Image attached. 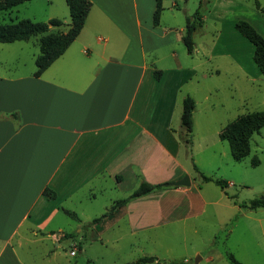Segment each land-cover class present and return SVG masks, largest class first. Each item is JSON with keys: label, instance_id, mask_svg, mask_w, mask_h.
I'll return each instance as SVG.
<instances>
[{"label": "crops", "instance_id": "1", "mask_svg": "<svg viewBox=\"0 0 264 264\" xmlns=\"http://www.w3.org/2000/svg\"><path fill=\"white\" fill-rule=\"evenodd\" d=\"M91 2L79 36L38 77L40 52L29 39L0 42V264L48 260L55 253L50 246L40 255L24 245L60 246L54 234L70 232L55 217L93 213V221L142 181L168 184L189 174L191 185H165L130 199L96 224L98 233L121 221L138 234L183 220L189 214L181 215L178 199L191 187L209 203L204 191L211 181L192 171L199 166L194 134L190 147L180 138L185 96L196 100L194 124L198 112L210 122L215 85L207 81L217 72L188 67L175 53L192 13L178 14L175 1V10L164 7L154 25L156 0ZM63 14L50 11L41 20ZM69 24L65 19L49 31L66 32Z\"/></svg>", "mask_w": 264, "mask_h": 264}, {"label": "rangeland", "instance_id": "2", "mask_svg": "<svg viewBox=\"0 0 264 264\" xmlns=\"http://www.w3.org/2000/svg\"><path fill=\"white\" fill-rule=\"evenodd\" d=\"M49 1L28 0L12 11H1L0 23L22 18L43 21L50 11L64 13L62 19L70 23L67 2ZM175 1L183 17L203 2V27L194 33L199 52L189 54L183 42L173 47L177 55L184 56V65H195L197 70L217 69L207 81L215 85L210 96L212 116L206 122L203 114L197 113L192 156L204 174L230 183L227 194L211 181L205 185L204 196L209 201L205 205V199L191 187L178 199L183 207L181 215L189 217L138 234H131L125 221L98 233L99 227L90 223L93 213L77 219L59 215L55 224L64 226L71 237H66L68 232L54 234L62 238L58 247L53 242L24 245L40 255L49 251V246L53 249L55 253L48 252V260L42 257L41 264H137L144 256L156 259L144 264H232L229 254L242 264H264V207L245 206L264 198V126L252 135L250 153L241 160L233 158L229 143L218 135L239 115L264 110V73L254 61V45L236 29L239 20H247L264 36V0H163V5L175 10ZM39 38L34 36L27 44L40 52ZM192 171L201 179L197 170ZM79 220L85 223L79 224ZM73 249L75 255H71Z\"/></svg>", "mask_w": 264, "mask_h": 264}, {"label": "trees", "instance_id": "3", "mask_svg": "<svg viewBox=\"0 0 264 264\" xmlns=\"http://www.w3.org/2000/svg\"><path fill=\"white\" fill-rule=\"evenodd\" d=\"M25 1L28 0H0V12L8 11ZM66 2L71 17L70 27L66 32L49 31L50 26L61 28L65 25V21L59 17H53L49 21H34L29 18H24L8 24L0 23V42L27 40L31 37L40 35V53L35 59L37 68L34 75L37 77L59 58L79 36L92 6L91 0H66ZM259 7H261L260 4ZM261 8L264 9V7ZM163 9V0H156V8L153 14L154 25L160 24ZM203 22L204 18L200 7L192 14L186 15V31L182 40L189 54H193L195 49L194 33L203 26ZM236 29L254 45V61L261 73H264V36L247 20H239L236 23ZM155 74L157 77H160L161 71L156 70ZM195 107V98L191 95L185 96L181 115L182 131L180 133V138L188 147L192 144L194 127L193 114ZM263 126L264 110L248 112L239 115L236 119L228 123L221 130L219 137L229 143L233 158L235 160H241L250 153V139L252 135L254 133H259ZM254 160L253 163L258 164V160ZM195 169L199 172L196 166ZM199 175L203 182H215L227 194L226 187L229 183L226 180L208 176L203 172H199ZM165 185H167V183L152 184L147 181H142L129 197L116 201L108 212L90 223L97 224L106 217L113 216V213L130 199L145 195ZM245 206L250 209L264 207V198L253 199ZM67 213L72 217H76V219L78 218L73 212L67 211ZM65 235L68 237L72 236V234ZM229 259L232 264H242L233 254H229ZM154 260L156 259L153 256H144L138 259L136 263L144 264Z\"/></svg>", "mask_w": 264, "mask_h": 264}, {"label": "water", "instance_id": "4", "mask_svg": "<svg viewBox=\"0 0 264 264\" xmlns=\"http://www.w3.org/2000/svg\"><path fill=\"white\" fill-rule=\"evenodd\" d=\"M167 185H173V186H190L191 185V179L189 174H185L182 178L170 182Z\"/></svg>", "mask_w": 264, "mask_h": 264}, {"label": "built area", "instance_id": "5", "mask_svg": "<svg viewBox=\"0 0 264 264\" xmlns=\"http://www.w3.org/2000/svg\"><path fill=\"white\" fill-rule=\"evenodd\" d=\"M75 254H76V250L75 249L71 250V255H75Z\"/></svg>", "mask_w": 264, "mask_h": 264}]
</instances>
